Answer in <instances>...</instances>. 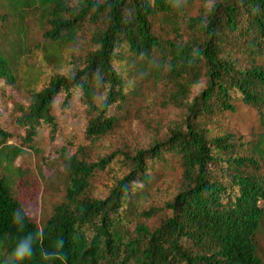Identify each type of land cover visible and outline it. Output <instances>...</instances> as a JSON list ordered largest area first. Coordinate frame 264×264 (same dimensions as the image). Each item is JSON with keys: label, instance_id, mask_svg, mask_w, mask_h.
<instances>
[{"label": "trees", "instance_id": "1", "mask_svg": "<svg viewBox=\"0 0 264 264\" xmlns=\"http://www.w3.org/2000/svg\"><path fill=\"white\" fill-rule=\"evenodd\" d=\"M29 17L56 69L40 89L36 77L24 79L28 104L17 123L28 147L36 148L43 124L57 131L60 97L64 108L78 98L84 136L99 141L127 119L139 74L154 66L184 112L167 137L124 153L126 171L104 198L90 194L91 182L115 154L88 161L80 146L65 160V198L43 225L1 175L0 264H264V132L245 140L224 127L238 102L264 126V0H0V92L18 85ZM79 42L90 46L83 59L66 52ZM10 136L0 122V143ZM26 150L0 145V160L12 163ZM174 159L179 191L163 206L140 209L158 168ZM17 208L23 229L13 223ZM154 216V226L142 220ZM28 233L34 254L18 261L14 249Z\"/></svg>", "mask_w": 264, "mask_h": 264}, {"label": "rangeland", "instance_id": "2", "mask_svg": "<svg viewBox=\"0 0 264 264\" xmlns=\"http://www.w3.org/2000/svg\"><path fill=\"white\" fill-rule=\"evenodd\" d=\"M20 38L24 42V54L20 66L18 85L3 86L0 92V122L11 136L0 145L12 144L27 149L16 157L12 163L0 160V176H8L16 189L19 198L25 204L28 213L40 225H43L53 212V208L65 198L68 171L65 164L67 157L73 155L80 146L85 152L80 155L88 161H96L107 155L115 154V158L105 169L98 170L92 178L90 194L106 197L115 185L117 178L122 176L126 168L123 165L124 153H132L137 149L147 148L154 141L167 137L183 117L184 109L170 102L172 84L163 76L157 74V69L142 70L139 74L143 83L141 91L131 99V112L111 133L95 143L88 142L84 136L87 118L84 106L73 99L69 107L62 105L63 97L58 98L54 114L58 120V129L54 133L50 125L43 124L36 139V148H30L24 143L26 131L17 123L21 114L19 107L28 104L26 90L23 89L24 79L35 78L33 88L40 89L46 83L53 70L52 62L44 59L42 52V31L30 17L27 19ZM90 46L79 42L72 46L68 54L73 58L85 57ZM60 70H70L68 64ZM237 112L230 114L224 127L244 136L245 140H255L264 132L259 114L255 109L241 102L237 103ZM158 176L148 191L146 200L140 209L150 206H163L180 189L183 181L182 168L177 159L166 167L158 168ZM142 220L149 226H154L157 217ZM259 246L264 254V236L260 238Z\"/></svg>", "mask_w": 264, "mask_h": 264}, {"label": "clouds", "instance_id": "3", "mask_svg": "<svg viewBox=\"0 0 264 264\" xmlns=\"http://www.w3.org/2000/svg\"><path fill=\"white\" fill-rule=\"evenodd\" d=\"M13 223L18 225L20 229L24 228V218L25 212L21 208H17L13 210ZM36 243V237L33 236L32 233H28L17 243L13 256L18 261H24L26 259H30L34 254V245ZM58 247H63V241L61 240L58 243Z\"/></svg>", "mask_w": 264, "mask_h": 264}]
</instances>
